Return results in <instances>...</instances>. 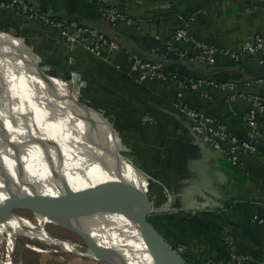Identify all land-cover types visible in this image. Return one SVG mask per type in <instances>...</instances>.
<instances>
[{
  "label": "crops",
  "instance_id": "1",
  "mask_svg": "<svg viewBox=\"0 0 264 264\" xmlns=\"http://www.w3.org/2000/svg\"><path fill=\"white\" fill-rule=\"evenodd\" d=\"M25 1L39 13L92 26L122 46L119 52L99 56L71 46L50 25L0 7V32L13 38L10 44L23 56L22 72L28 79L40 77L50 88L66 90L70 72L81 73V102L103 113V140L124 161L131 158L141 170L131 167L151 180L148 191L159 210L150 215V222L159 234L174 248L185 246L192 264L210 259L233 263L229 236L237 254L250 256L243 264H263L264 221L255 216L264 219V113L259 115L260 154L244 155L240 164H233L197 136L179 114L176 80L139 81L132 57L163 63L167 70L189 77L233 84L206 83L186 91L183 99L243 136L249 95L264 96V77L260 78L264 62L249 56L238 61L221 56L214 64L192 62L170 50L168 42L178 26L186 25L196 40L237 50L251 32L264 34V0H105L126 13V20L116 24L106 21L92 1ZM183 47L193 50L190 44ZM47 67L62 78L48 73ZM35 68L45 73L44 79ZM58 118L71 123L62 124ZM57 119L53 123L76 132L70 113H58ZM136 196L131 188V200ZM46 264L101 263L54 257Z\"/></svg>",
  "mask_w": 264,
  "mask_h": 264
},
{
  "label": "bare ground",
  "instance_id": "2",
  "mask_svg": "<svg viewBox=\"0 0 264 264\" xmlns=\"http://www.w3.org/2000/svg\"><path fill=\"white\" fill-rule=\"evenodd\" d=\"M12 40L0 34V264H15L13 247L19 238L25 240L26 247L38 251L62 248L99 256L77 240L40 230L56 220L70 224L62 211L66 200L54 211H31L30 216H7L1 210L6 196L31 192L63 196L67 190L79 198V214L70 218L73 226L90 233L101 248L113 249L124 258L111 256L108 260L115 264H154L138 225V208H154L148 191L151 180L131 167L141 170L131 158L124 161L103 140L102 124L106 121L101 111L80 102L68 84L66 90H58L40 77L28 79L22 72L23 56L8 44ZM35 69L44 79L45 73ZM23 98L44 107V116L52 120L58 113H70L76 132L43 118ZM129 186L137 193L133 200Z\"/></svg>",
  "mask_w": 264,
  "mask_h": 264
},
{
  "label": "built area",
  "instance_id": "3",
  "mask_svg": "<svg viewBox=\"0 0 264 264\" xmlns=\"http://www.w3.org/2000/svg\"><path fill=\"white\" fill-rule=\"evenodd\" d=\"M88 1L95 2L106 21L116 24L126 20V13L121 7L109 4L105 0ZM0 7L18 11L29 19L50 25L56 28L71 46L78 45L84 47L99 56L119 52L122 49L118 41L99 33L94 27L39 13L32 9L25 0H0ZM183 44H190L193 50L185 49ZM168 48L177 52L183 59L204 64H214L221 56L234 61H238L244 56H249L259 58L261 62H264V34L256 32L248 34L245 42L239 49L223 50L194 39L188 33L186 25H181L175 29L171 36ZM132 64L134 70L137 72L139 81L164 79L166 77L176 80L178 91L175 107L179 114L189 121L192 131L197 136L215 150L226 155L233 164H240V158L244 155L260 154L258 146L260 137L259 115L264 113V96L258 94L249 95L250 107L242 117L247 129L245 135L240 136L234 133L224 121L191 106L183 99L186 91L198 90L206 83L221 86L233 84L229 82H217L209 77L180 78L176 73L167 70L163 63L146 60L139 56L132 57ZM82 79L81 73L72 71L66 83L76 86L78 91ZM255 219H258L259 222L264 221L263 218H257V216H255ZM232 240L233 238L230 236L227 238V243L233 251L231 257L233 258V263L215 259L208 260L206 263L243 264L250 260V256L236 253ZM175 250L182 255L184 246L180 244Z\"/></svg>",
  "mask_w": 264,
  "mask_h": 264
},
{
  "label": "water",
  "instance_id": "4",
  "mask_svg": "<svg viewBox=\"0 0 264 264\" xmlns=\"http://www.w3.org/2000/svg\"><path fill=\"white\" fill-rule=\"evenodd\" d=\"M263 77L264 76L260 78ZM65 200L66 205L62 211H65L70 223V227L67 230L78 235L85 241L93 252L103 257L106 261L110 262L107 259H110L111 256L119 260H124L123 256H121L117 251L109 248H101L90 233L77 229L73 226L70 218L79 214V198L71 190H67L66 195L63 196L55 194H45L41 196L37 192H31L27 195L9 198L1 205V210L7 216L18 214L16 213L18 210L54 211L57 207L63 204ZM138 212V225L141 231L142 239L154 264H170L172 261H175L176 264H189L187 260L179 254L151 224L150 215L155 212V209L143 207L138 208ZM110 264L115 263L110 262Z\"/></svg>",
  "mask_w": 264,
  "mask_h": 264
},
{
  "label": "rangeland",
  "instance_id": "5",
  "mask_svg": "<svg viewBox=\"0 0 264 264\" xmlns=\"http://www.w3.org/2000/svg\"><path fill=\"white\" fill-rule=\"evenodd\" d=\"M0 34H2V33L0 32ZM3 42L7 43L6 40H4ZM8 44H10V43H8ZM10 46H11V44H10ZM32 57L34 59H36L37 62L40 65H42L43 67L46 68V66L40 60H38V58H36L34 56H32ZM9 65L13 69L14 66H13L12 62H10ZM47 72L50 73V71L48 70V67H47ZM69 84H68V88L72 92H74L77 95V97H79L78 100L81 102L80 94L77 91L76 86L71 85V84L69 85ZM66 85H67V83L65 84V87H67ZM23 100H24V98H23ZM24 102L27 104V106H29V108H31V109L35 108V111L38 114H40L42 116L46 115L45 110H43V108L41 109V107L39 105L30 103L27 100H24ZM32 105L34 106L33 108H32ZM54 119H57V117L54 118ZM54 119H53L52 122H55ZM59 120H61L62 124L68 123V125H69L71 123V120H68V118H63V119L61 118ZM121 152H122V154L127 155V151L125 149H122ZM78 164L83 165L82 162H80ZM6 198H7V196L5 197V201L7 199H9V198H7V199ZM153 206H154V204H153ZM154 209L155 210H159L156 205H155ZM16 213L25 214V215H28V216H30L32 214L31 211H29V210H18V211H16ZM48 224L49 225L44 224L42 229L40 228V230L43 233H46V232L49 233V234L50 233H54V234L59 235L61 237H63V236L69 237V238H72L74 240L79 241L83 246H87V244L85 243V241L83 239H81L78 235L72 233L71 231L67 230L70 227V224H68L66 221L56 220V221L49 222ZM43 247L45 248L46 246L43 245ZM0 248L3 251V246L2 245H0ZM13 249H14V251H13V260H14L15 264H46V260L54 258V257H59V258L63 257L64 259L70 260V261H74V260L78 259V257H79V258H82L83 260L87 259V260H91L92 262H98V263H101V264H109L110 262H112L110 260H109L110 262H108L104 258H101L99 256H93V255H90V254H83V253L67 251V250H63L62 251V248H60V250L56 249L54 251H38V250H34L32 248L26 247L25 246V240L21 239V238L16 240V243H15V246L13 247ZM228 249H229V251L231 253L230 256L232 257L233 251L229 247H228ZM57 252H59V253H57ZM186 252H187L186 251V247L184 246V251L182 252V256L187 260V262L189 264H192V261H191L192 259L190 260V257L187 256ZM19 257H20L21 260L19 259ZM210 260H212V259H210ZM216 260H222V259H216ZM222 262H225V261L222 260ZM204 264H207V263L205 262Z\"/></svg>",
  "mask_w": 264,
  "mask_h": 264
},
{
  "label": "trees",
  "instance_id": "6",
  "mask_svg": "<svg viewBox=\"0 0 264 264\" xmlns=\"http://www.w3.org/2000/svg\"><path fill=\"white\" fill-rule=\"evenodd\" d=\"M58 19V18H57ZM173 72V71H172ZM173 73H176L177 74V76L178 77H180V78H186V77H189V76H186V75H184V74H181V73H178V72H173ZM50 74L51 75H53V76H57V75H55L54 73H52V71H50ZM58 77H60V76H58ZM62 78V77H61ZM65 80V79H64ZM34 106L32 105V108H33ZM34 110H35V108H33ZM83 163V165H85L84 164V162H82Z\"/></svg>",
  "mask_w": 264,
  "mask_h": 264
}]
</instances>
